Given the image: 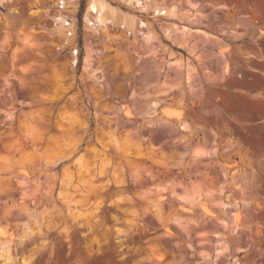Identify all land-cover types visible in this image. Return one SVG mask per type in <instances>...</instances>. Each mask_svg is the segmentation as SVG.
Wrapping results in <instances>:
<instances>
[{
	"label": "rangeland",
	"instance_id": "rangeland-1",
	"mask_svg": "<svg viewBox=\"0 0 264 264\" xmlns=\"http://www.w3.org/2000/svg\"><path fill=\"white\" fill-rule=\"evenodd\" d=\"M58 1L0 0V264H264V0Z\"/></svg>",
	"mask_w": 264,
	"mask_h": 264
},
{
	"label": "bare ground",
	"instance_id": "bare-ground-1",
	"mask_svg": "<svg viewBox=\"0 0 264 264\" xmlns=\"http://www.w3.org/2000/svg\"><path fill=\"white\" fill-rule=\"evenodd\" d=\"M8 1H10V0H8ZM69 1L72 2L74 0H69ZM126 1H129L131 3V1H138V0H126ZM58 2L61 3V7H63V8L66 6V3H67V2H65V0H59ZM69 4L70 3H68V5ZM71 5H73V2H72ZM153 7H154V11H156L157 13H164V14L173 15V16L177 14L175 5H172L170 7H167V6H160L157 3H155V4L153 3ZM113 10L114 9L111 8V5L109 4V2L107 0H88V2H87V9H86V12H85V15H84L85 16V19H86L85 21H87L88 24H94L96 22L97 25L100 24L101 25L100 27L101 28H104L105 25H106V23L108 22V20L113 16V14H114ZM89 13L92 15V17L94 18V21L95 22H93V21H91L89 19V17H90L88 15ZM62 14L63 13L61 12L60 15L62 16ZM61 16H59V19L61 21V25L62 24H68L69 26L74 25V24H72L71 21L67 22V21L63 20L64 18H62ZM27 36H28V34H25V36L23 37V39L24 40H27V38H28ZM172 82H173V80H172ZM173 83H175V82H173ZM122 139H123V141H125V144L129 141V138L128 137H124ZM53 143H54L55 148H61V146L58 145L57 142L55 143V141H54ZM62 143H64V142H62ZM127 145H128V143H127ZM28 150H20L18 152L17 159H20L19 161H21V160L22 161L27 160V158L31 155ZM45 151L47 152V149ZM77 160H78V162H79V164L81 166L82 165L81 158L78 157ZM9 161H10V159H9L8 156H0V167L5 166V165H8ZM66 175L69 177L68 173H66ZM66 194L69 195L68 192ZM78 211L79 210H77L76 212H78ZM79 215H81L80 212H79ZM36 227H37V222L35 220H32L31 219L30 221H28L25 224V229H24L23 233H27V232L31 231L32 229H34ZM18 239H20V236L16 235V233L15 234L8 233L7 230L5 231V230H3L0 227V257L1 258L7 260V262L13 260V257L15 256V252L13 251L15 249L14 248V245L16 244V242H17L16 240H18Z\"/></svg>",
	"mask_w": 264,
	"mask_h": 264
},
{
	"label": "water",
	"instance_id": "water-1",
	"mask_svg": "<svg viewBox=\"0 0 264 264\" xmlns=\"http://www.w3.org/2000/svg\"><path fill=\"white\" fill-rule=\"evenodd\" d=\"M120 196H121V193H120V192L115 193V194L113 195V197H114V199H115V202H116L117 204L120 203Z\"/></svg>",
	"mask_w": 264,
	"mask_h": 264
}]
</instances>
